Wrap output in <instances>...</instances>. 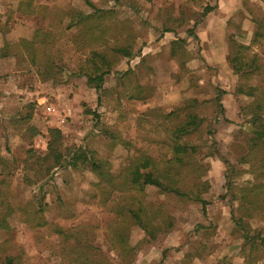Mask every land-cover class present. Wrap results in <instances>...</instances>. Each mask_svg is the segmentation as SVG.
Here are the masks:
<instances>
[{"label": "rangeland", "instance_id": "374dc122", "mask_svg": "<svg viewBox=\"0 0 264 264\" xmlns=\"http://www.w3.org/2000/svg\"><path fill=\"white\" fill-rule=\"evenodd\" d=\"M18 1L0 0V155L11 159L12 151L28 148L43 153L47 129L57 127L62 150L81 144L107 159L117 174L134 152L155 159L169 156L172 129L189 110L182 107L196 99L193 109L202 119L201 131L183 140L197 146V164L204 170L199 178L182 171L178 185L188 193L198 192L196 183L202 186L205 210L192 195L180 197L146 186L145 203L170 216L172 225L151 239L131 225L128 239L135 251L130 264H264L258 253L243 246L242 231L231 218L239 214L238 200L230 197L225 165L214 153L243 170L231 176L233 186L252 184L247 165L236 163L245 152L249 128L240 110L250 100L236 88L264 84V40L251 43L258 22H264V0H33L46 9L28 15L17 11ZM71 8L84 13L111 9L108 38L132 37V55L104 76L100 89L74 74L85 52L74 45L77 28L67 27L65 13ZM37 28L53 34L54 63L62 69L55 80L40 79L18 43L30 39ZM238 44L249 45L247 56L261 64L260 73L249 79L232 68ZM106 130L118 132L131 146L113 144ZM14 166L7 187L11 202L43 195L42 215L48 225L30 227L21 214L11 216L10 231L0 229V264L5 255L18 256L23 264H64L60 240L49 224L88 227L82 237L93 245V255L118 261L106 238L108 224L116 219L110 209L118 193L102 203L94 195L97 178L87 167L58 168L50 180L27 184L21 165ZM248 223L250 233L264 235V220L255 216Z\"/></svg>", "mask_w": 264, "mask_h": 264}, {"label": "trees", "instance_id": "16d2710c", "mask_svg": "<svg viewBox=\"0 0 264 264\" xmlns=\"http://www.w3.org/2000/svg\"><path fill=\"white\" fill-rule=\"evenodd\" d=\"M118 2V0H115ZM40 8L36 7L33 0H19L17 11L22 14H33ZM211 10L212 7H208ZM113 10L95 8L91 13H84L71 8L65 13L68 20L67 27L77 28L74 45L83 48L85 58L74 73L77 76L86 77L87 82L94 88H102L104 76L109 73L124 57L131 56L130 37L126 35L122 40L108 38L110 30V14ZM129 38V40L127 39ZM264 40V22L259 21L252 44H259ZM53 34L41 28L35 29L30 39L20 38L23 57L34 67L42 80H55L62 76V69H57L54 63V55L51 51ZM249 45L238 44V50L231 58L232 68L240 72L246 79L251 78L261 71V64L253 57L249 58ZM5 55V54H4ZM237 93L244 94L250 100L241 107L243 123L248 125L245 131V152L236 158V163L246 164L247 172L253 177L250 185L233 186L231 176L238 175L243 170H235L234 164L226 156L217 153L223 161L226 171V188L230 197L238 200L237 210L239 214H231L242 231L243 246L259 254L264 259V235L259 231L250 233L248 223L250 218L258 216L264 220V84H238ZM220 94L223 91L219 92ZM217 105L222 109L220 95L216 98ZM198 101L188 99L182 109H189L184 119L172 129L173 140L168 144L170 155L155 159L146 152H134L129 155L126 163L117 174L110 171L107 159L100 157L94 150L83 147L61 149L63 135L59 128L47 129L46 149L43 153H37L28 148L22 151L16 149L11 152V159L0 155V229L10 231L9 219L15 213L22 215V221L30 227L44 226L48 222L43 217L42 197L34 201L13 204L8 192V176L12 173L14 165H21L24 171V181L27 184H35L50 180L54 170L58 168L72 167L83 169L85 167L95 175L97 181L96 196L102 203L109 200L112 193H118V198L111 205L110 211L116 215V219L106 228V238L110 247L118 258L117 262L108 259H100L93 255V245L87 237V228L82 225L62 227L49 224L51 231L60 240V255L64 264H130L135 248L129 244L128 234L131 225L139 226L145 232L147 238H153L158 232L166 230L172 225V218L162 214L160 208H152L145 203L146 186L156 187L159 191L173 193L180 197L192 195V198L200 201L203 211L206 201L200 197L202 186L195 184L196 192L188 193L179 187L182 179V171L188 170L195 178H199L204 166L197 164L199 150L196 145L183 140L194 132L201 131L202 119L194 111ZM169 112L167 115L172 114ZM208 133L213 130L207 125ZM106 136L113 144L120 143L126 148L131 146L116 131L106 130ZM33 134L27 135L31 138ZM213 147V146H212ZM235 189V193L233 190ZM41 191V188H40ZM48 225V224H47ZM87 238V239H86ZM2 264H23L18 256L5 255Z\"/></svg>", "mask_w": 264, "mask_h": 264}, {"label": "built area", "instance_id": "2783aa9c", "mask_svg": "<svg viewBox=\"0 0 264 264\" xmlns=\"http://www.w3.org/2000/svg\"><path fill=\"white\" fill-rule=\"evenodd\" d=\"M48 111H51V108H48Z\"/></svg>", "mask_w": 264, "mask_h": 264}]
</instances>
